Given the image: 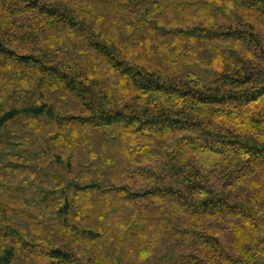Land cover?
Returning a JSON list of instances; mask_svg holds the SVG:
<instances>
[{"label":"trees","instance_id":"16d2710c","mask_svg":"<svg viewBox=\"0 0 264 264\" xmlns=\"http://www.w3.org/2000/svg\"><path fill=\"white\" fill-rule=\"evenodd\" d=\"M19 260L264 264V0H0Z\"/></svg>","mask_w":264,"mask_h":264},{"label":"rangeland","instance_id":"374dc122","mask_svg":"<svg viewBox=\"0 0 264 264\" xmlns=\"http://www.w3.org/2000/svg\"><path fill=\"white\" fill-rule=\"evenodd\" d=\"M131 143H133V142H131ZM23 262H24V260H19L18 264H26V263H23Z\"/></svg>","mask_w":264,"mask_h":264}]
</instances>
